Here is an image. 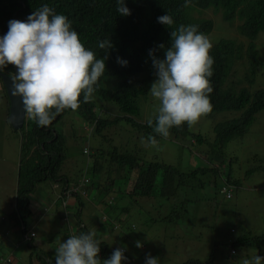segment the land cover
<instances>
[{
	"label": "trees",
	"instance_id": "obj_1",
	"mask_svg": "<svg viewBox=\"0 0 264 264\" xmlns=\"http://www.w3.org/2000/svg\"><path fill=\"white\" fill-rule=\"evenodd\" d=\"M125 4L131 12L127 16L117 12L118 0H0V36L7 33L10 20L26 21L32 12L44 5L49 6L56 14L66 16L86 49L92 50L97 59H105L107 56L106 70L95 86L94 99L85 103L81 96L80 106L73 114L83 123L91 124L92 136L102 140L107 128L120 126L119 122L122 121L136 129L143 139L147 140L152 135L158 140L161 136L153 131L158 113L150 118L153 126L148 125L149 119L144 122L135 119L139 114V99L151 95L150 86L157 78L150 50H154L155 56L163 59L165 49L159 48V45L170 47V33L180 25H198V32L208 36L214 27L213 17L209 16L217 14L221 21L233 27L234 35L220 37L212 42L210 54L214 58V64L213 75L210 77L213 86L210 100L213 109L208 115L224 110L239 111L236 117L214 124L212 131L218 148L233 137L241 135L253 119L254 113L264 107V89L260 87L256 76L262 60L254 43L259 32L264 34V0H190L188 6H185V0H125ZM166 14L174 22L170 27L157 19ZM108 39L112 47L106 52V49L99 48V43ZM118 58L127 61V64L122 65ZM3 71L12 76L16 74L12 65ZM103 105L106 107L103 108ZM95 106L99 108L97 112L93 109ZM113 107L117 109V113L113 114ZM70 111L72 110L66 109L57 115L50 126H39L36 121L28 119L25 112L22 124L14 129L20 135L21 144L12 199L14 205L8 216L11 215L15 220L23 221L29 215L27 204L34 181L57 178L56 165L63 158L64 134L54 124L64 113ZM170 134L181 138L190 135L197 144L207 143L201 135L191 133L187 123L172 127ZM122 145L124 143L120 146L110 144L107 149V162L110 163L107 171L110 169L119 174L117 182L110 179L116 185L118 193H125L129 184L125 195L136 203L140 199H148L149 202L156 194L173 199L177 195L178 186L185 185L189 180L197 179L198 175H204L210 170L197 168L183 171L176 165L165 164L156 159L143 160L129 150L122 149ZM93 158L94 156L91 157V172L88 170L90 179L93 174L98 176L104 168L99 160ZM132 170L134 177L130 178ZM230 175L231 172L225 174L224 183L229 180ZM183 201L180 200V203L184 204ZM139 203L143 204V201ZM20 229L22 235L27 233L25 227ZM241 239V243L257 247L259 242L264 241V233L237 238L230 241L231 246ZM257 253L260 254V251ZM232 254L229 251L227 258ZM43 259L46 264H50L46 257ZM3 260L0 257V261ZM226 264H230V261Z\"/></svg>",
	"mask_w": 264,
	"mask_h": 264
},
{
	"label": "rangeland",
	"instance_id": "obj_2",
	"mask_svg": "<svg viewBox=\"0 0 264 264\" xmlns=\"http://www.w3.org/2000/svg\"><path fill=\"white\" fill-rule=\"evenodd\" d=\"M209 17H213L214 21V27L208 33L211 42H215L220 37L234 35L233 27L221 21L217 14L213 16L211 14ZM254 43L255 50L262 60L260 71H257L256 76L259 78L260 87L264 89V34L259 32ZM0 73L7 74L5 71ZM1 82L0 77V206L2 200H7L9 194V204L3 210L5 217H9L8 213L12 211L14 205L12 199L15 194L21 138L19 133L8 126L4 118L6 97L1 89ZM104 107L106 106L103 105ZM138 107L139 114L135 119L144 122L158 113L159 101L147 95L139 99ZM93 109L97 112L99 108L95 106ZM111 109L113 114L117 113L115 107ZM238 113L237 110L218 111L202 117L193 127L188 126L191 133L201 135L207 143L197 144L192 141L190 135L181 138L170 134L168 138L161 136L157 140V147H146L142 143L146 140L141 134L123 121L119 122L120 126L107 128L103 132L102 140L92 136L90 133L92 127L85 128V123L79 120L73 111L64 113L54 124V127L64 134L63 158L56 165L57 174L64 175L69 180L73 178L76 180L85 171L88 158L93 156L99 160L102 168H110L106 151L110 148V144L120 146L122 143H124L122 149L129 150L143 160L156 159L165 164L176 165L183 171L210 168L204 175H198L197 179H191L185 185L178 186L177 201L184 198L186 203L173 214L170 213L172 211L168 205L170 201H167L162 194H156V197L151 199L155 204L150 208L143 205L144 202L139 203L148 199H140L137 203L129 200L127 209L130 222L127 217L125 220L121 218L119 229L110 228L102 221L101 224L99 220H96L95 224H98L97 227L102 229L104 235L111 233L112 239H109L114 250L124 249L127 259L122 264H145L149 254L158 257L159 264H226L228 261H231L230 264H242L244 259H251L255 255L264 257V241L253 247L241 243L242 238L234 242L232 245L234 253L229 259L227 258L230 241L264 233V107L254 113L253 119L241 135L233 137L219 148L214 141L212 131L214 124L236 117ZM83 147L90 149L88 158L81 152ZM229 172L231 175L227 182L231 184V190L230 197L226 198L220 193V188L224 185L225 174ZM118 175L110 169L106 174L108 179L117 178ZM131 177H134L133 170L130 171ZM127 188L129 189V184ZM57 189L58 185L52 179L34 181L33 197L34 194H39L42 204L44 200L53 203L52 197ZM70 209L74 212V209ZM68 210L64 207L62 213ZM71 211H68L70 215ZM47 214L51 219L49 224L55 222L59 225L62 221L61 215L60 218L54 216L52 210ZM80 216L83 220L87 219L83 211ZM8 221L9 218L4 219V222ZM131 223L133 227L129 229ZM5 225L8 224L0 221V230H3ZM229 228H233L234 232L229 233ZM119 231L123 232L125 237L116 240ZM136 241H140L142 247H137ZM24 246L26 247V243ZM25 251L29 252V250ZM258 251L260 254L257 253ZM0 257L4 259L0 264H12L5 261L7 256L1 252V249ZM110 257L111 255L106 259Z\"/></svg>",
	"mask_w": 264,
	"mask_h": 264
},
{
	"label": "clouds",
	"instance_id": "obj_3",
	"mask_svg": "<svg viewBox=\"0 0 264 264\" xmlns=\"http://www.w3.org/2000/svg\"><path fill=\"white\" fill-rule=\"evenodd\" d=\"M189 3L190 0H185V6ZM118 4L117 12L125 16L131 14L125 0H118ZM157 19L168 27L174 23L169 14ZM170 35V47L159 45V48L165 49L163 59L155 56L154 50L149 53L157 77L150 86V93L159 101L153 131L164 138L170 136L172 127H180L185 123L193 127L213 109L210 100L213 92L210 80L214 64V58L210 54L213 43L208 36L198 32V25H180ZM111 47L109 39L99 43V48L106 49V52ZM105 59H97L92 50L86 49L78 33L72 28L71 21L62 14H56L47 5L32 12L26 21L10 20L7 33L0 36V71L9 65L16 69L13 76L5 74L11 77L12 94L21 98L24 114L26 112L28 119L36 121L39 126H50L56 116L66 109L76 111L80 106L81 96L85 103L94 99L95 86L106 70ZM118 62L127 64V61L120 58ZM1 89L6 97L4 118L10 125L9 101L2 82ZM147 123L153 126L152 119ZM10 127L13 128L11 125ZM84 127H91V124H84ZM142 143L146 147L158 146L156 137L152 135ZM89 150L83 147L81 152L88 158ZM89 160L91 157L87 161ZM56 176L55 180L52 179L58 185L52 197L53 203L65 207L66 198L86 196L85 186L91 179L85 171L69 184L65 182L64 175ZM82 177L87 178L86 182H81L83 194L66 192L68 188L76 186ZM230 187L231 184L226 182L220 188V193L226 198L230 197ZM61 215L66 217L68 212ZM110 224L115 230L120 227L119 222L114 226L111 222ZM131 227L132 224L129 228L132 229ZM233 232V228H229V233ZM33 236L32 231L23 234L25 241ZM95 236L94 231L71 235L56 248L55 264H122L127 259L124 249L117 248L105 250L103 257H111L101 260V241L95 239ZM229 245V251L234 253L230 243ZM136 246L142 247V243L136 241ZM262 261L264 257L255 255L251 259H244L242 264H262ZM145 264H159V258L149 254Z\"/></svg>",
	"mask_w": 264,
	"mask_h": 264
},
{
	"label": "crops",
	"instance_id": "obj_4",
	"mask_svg": "<svg viewBox=\"0 0 264 264\" xmlns=\"http://www.w3.org/2000/svg\"><path fill=\"white\" fill-rule=\"evenodd\" d=\"M91 165V160L85 163V173L87 176L89 175V172H91ZM107 172V168L104 167L98 173V177H104L103 180H100V178L96 180L95 177L97 175L95 176V174L91 176V183L89 182L85 186L86 196L84 199L80 197L66 198V210L69 209L71 211L70 208L74 209V212L71 211V215L68 213L66 217H62L61 215L64 207L59 206L57 203H48L46 200H44L42 204L41 196L39 194H34L33 197L34 192H30L31 196L29 197V202L27 204L29 215L25 216L23 221L15 220L11 215V217H5L3 210H5V207L10 201V195L8 194L7 200H2L0 206V221L8 224L4 226L3 230H0V249L1 252H4L5 256H7L5 261L7 263L11 262L12 264H46V260L43 259V257H46L50 264H55L56 248L60 243L64 242V240L71 235H79L81 233H88L89 231H94L96 233L95 239L101 241L99 258L103 260L105 250L113 249V244L110 240L112 238L111 233L106 235L103 234L102 229H99V227H97L98 224H95L96 220H99L100 222L102 221L106 223V226L110 227V222L117 223L121 218L125 220V217H127L128 221L130 219V214L127 209L130 199L125 195L126 189L128 188L126 186L125 193H118L116 185L110 181V179H112L114 182H117L116 178L108 179L106 176ZM72 177L74 176L72 175ZM64 179L67 183H71L75 180V178L71 180L67 178ZM178 189L179 188L176 190ZM180 200H184L183 202L185 205L186 200L184 198ZM180 200L177 201V195H175L170 201L168 205L172 212L179 209L180 206L183 207V203H180ZM152 204L155 203L150 199L149 202L145 200L143 205H147L148 208H150L153 207ZM49 210H52L56 217L60 218L61 215L62 221L59 225L55 222L49 224V221H51L47 214ZM82 211L84 217L87 218L86 220H83L80 216ZM5 218H9V221L4 222ZM20 227H25L27 233L29 231L34 232V236L29 238V245L21 234ZM61 232L63 235L60 236ZM123 234V232L119 231L116 240L123 239L125 237ZM57 237L59 238L55 239ZM52 239L55 240L51 241ZM25 243L27 248L24 246ZM25 250H29V252L27 253Z\"/></svg>",
	"mask_w": 264,
	"mask_h": 264
},
{
	"label": "water",
	"instance_id": "obj_5",
	"mask_svg": "<svg viewBox=\"0 0 264 264\" xmlns=\"http://www.w3.org/2000/svg\"><path fill=\"white\" fill-rule=\"evenodd\" d=\"M2 83L4 85L5 92L8 96V121L13 128H19L22 124L24 116V105L19 96H14L12 94V80L11 77L6 76L5 74H0Z\"/></svg>",
	"mask_w": 264,
	"mask_h": 264
},
{
	"label": "built area",
	"instance_id": "obj_6",
	"mask_svg": "<svg viewBox=\"0 0 264 264\" xmlns=\"http://www.w3.org/2000/svg\"><path fill=\"white\" fill-rule=\"evenodd\" d=\"M79 181L80 182L78 184H76V186L71 187V188H68L66 190V192L76 191V192H79V193L83 194V191L81 190V182H86L87 181V178L82 177L81 179H79Z\"/></svg>",
	"mask_w": 264,
	"mask_h": 264
}]
</instances>
